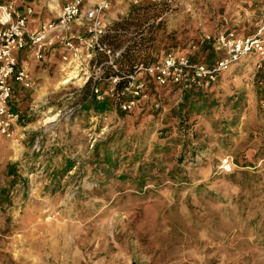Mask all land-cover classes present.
I'll return each instance as SVG.
<instances>
[{
    "label": "rangeland",
    "instance_id": "obj_1",
    "mask_svg": "<svg viewBox=\"0 0 264 264\" xmlns=\"http://www.w3.org/2000/svg\"><path fill=\"white\" fill-rule=\"evenodd\" d=\"M61 1L33 0L37 20L52 19ZM94 1L81 7L75 33ZM158 2L164 13L153 18ZM263 6L111 0L101 21L150 7L153 57L171 51L205 61L204 34L250 33ZM258 59L249 55L220 72L200 110L179 87L151 84L129 109L108 103L100 112L80 108L88 92L68 78L58 52L51 62H32L30 86L10 102L21 119L0 139V264H264ZM98 91L111 101L108 83Z\"/></svg>",
    "mask_w": 264,
    "mask_h": 264
},
{
    "label": "built area",
    "instance_id": "obj_2",
    "mask_svg": "<svg viewBox=\"0 0 264 264\" xmlns=\"http://www.w3.org/2000/svg\"><path fill=\"white\" fill-rule=\"evenodd\" d=\"M87 1L65 0L52 19L36 21L34 26V18L30 19L37 11L30 3L20 7L15 0L0 2V139L10 137L21 119L18 110L9 103L13 85L30 86L31 63L40 61L46 50H57L61 62L70 65L68 78H78L79 87L88 82L94 99H103L98 91L100 82L108 83L113 95L119 77H103L102 65L93 61L96 52L101 51L105 56L104 63L114 67L112 60L118 54L99 42L106 27L102 24L101 14L111 0H95L85 9L84 18L88 23L82 34H78L73 31V26L80 24L81 7ZM201 41L218 49L220 57L207 66L168 51L158 61L139 63L127 73L119 89L120 94L128 95V100L120 102L119 107L129 109L135 99L145 96L143 78L160 87L175 85L185 90L213 82L220 72L249 55L258 57V61L264 59V6L252 32L237 35L233 30H224L213 35L204 34Z\"/></svg>",
    "mask_w": 264,
    "mask_h": 264
},
{
    "label": "trees",
    "instance_id": "obj_3",
    "mask_svg": "<svg viewBox=\"0 0 264 264\" xmlns=\"http://www.w3.org/2000/svg\"><path fill=\"white\" fill-rule=\"evenodd\" d=\"M3 1L5 0H0V2ZM30 1L31 0H25V2ZM157 6V10L152 15L153 18H158L164 13V8H162L161 2H158ZM149 9L150 7L144 8L141 13H135L134 15H131L130 11L128 15L120 21H113L106 25L105 32L99 37V42L111 51H118V54L114 56L112 60L114 67H112L111 64L107 65L104 63L105 56L101 51L96 52L93 61L102 65L103 77H107L108 75H117L119 77V82L115 85L111 101L109 102L107 100L94 99L91 95L92 91L90 86H88L89 83H85L79 88L80 91L82 88L87 90L89 96L88 98L84 96L85 99H81L82 102L80 103V108L83 110L91 109L94 112H100L110 107L108 103H112L118 106L116 109L121 111L119 103L128 100V95L120 94L119 89L124 84L127 73H129L139 63L155 62L162 57V55L160 57H153L150 51V45L153 40V30L151 28L152 24L146 23L149 17ZM135 10L138 11L139 9ZM130 26L132 27L131 30ZM205 51L207 55L205 61H198L194 58L191 60L208 66L221 55L218 49L211 47L210 45L205 46ZM257 76L258 78L264 77L263 68L257 72ZM143 79L145 80V86L153 84L148 78ZM213 82L208 83L207 85H193L183 90V99L188 102V106L190 108L193 110H200L203 107L204 102L211 93V85ZM189 96H193L195 100H198V102L195 103L192 99L188 100ZM11 107L14 108L13 106ZM103 153L105 162L113 165L114 159L111 158L112 152L104 148Z\"/></svg>",
    "mask_w": 264,
    "mask_h": 264
},
{
    "label": "crops",
    "instance_id": "obj_4",
    "mask_svg": "<svg viewBox=\"0 0 264 264\" xmlns=\"http://www.w3.org/2000/svg\"><path fill=\"white\" fill-rule=\"evenodd\" d=\"M65 2V0L64 1H61L60 3H61V5L63 4ZM15 3L17 4V5H20V7L21 6H23V5H25L26 3H30L32 6H34V4H33V0L32 1H30V2H25V0H18V1H15ZM109 7V6H108ZM108 9V8H107ZM106 9V10H107ZM262 9H263V7H262ZM261 9V10H262ZM104 13H105V10L102 12V14H101V18L103 17V15H104ZM34 18V22H36V21H38L37 20V16L36 15H33L32 17H31V19L30 20H32ZM44 21H48V20H44ZM34 24L35 23H33L32 24V26H34ZM103 24L104 25H107V24H109V21H104L103 20ZM256 24V23H255ZM31 26V27H32ZM224 30H227V29H224ZM224 30H220V31H224ZM219 32V31H218ZM237 35H245V34H242V33H236ZM55 52H57V51H55V49H51V50H46L45 51V54H44V56H45V58L43 57L41 60L42 61H49V62H51V56L53 57L54 56V53ZM40 60V61H41ZM33 67H34V65L33 66H30V79H31V82H32V69H33ZM19 88H22L20 85H18V84H14L13 85V88H12V95H11V99L13 98V95H14V93L15 92H17L18 90L17 89H19ZM22 89H25V88H22ZM11 99H10V102H11ZM9 102V103H10ZM10 106H12V105H10ZM14 109V108H13Z\"/></svg>",
    "mask_w": 264,
    "mask_h": 264
}]
</instances>
